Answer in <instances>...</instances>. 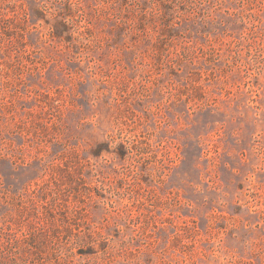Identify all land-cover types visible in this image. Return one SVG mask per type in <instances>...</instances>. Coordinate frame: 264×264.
I'll return each mask as SVG.
<instances>
[{
  "label": "rangeland",
  "instance_id": "obj_1",
  "mask_svg": "<svg viewBox=\"0 0 264 264\" xmlns=\"http://www.w3.org/2000/svg\"><path fill=\"white\" fill-rule=\"evenodd\" d=\"M0 264H264V0H0Z\"/></svg>",
  "mask_w": 264,
  "mask_h": 264
}]
</instances>
